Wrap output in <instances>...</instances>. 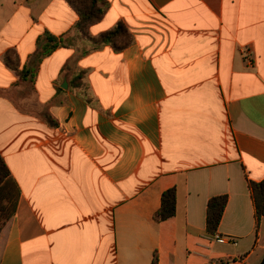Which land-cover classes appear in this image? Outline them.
<instances>
[{
  "label": "crops",
  "instance_id": "1",
  "mask_svg": "<svg viewBox=\"0 0 264 264\" xmlns=\"http://www.w3.org/2000/svg\"><path fill=\"white\" fill-rule=\"evenodd\" d=\"M106 2L85 37L66 0H0V155L18 191L0 198L6 212L18 196L0 264H248L264 250L249 188L264 181V0ZM120 23L131 47L95 44ZM171 188L176 216L158 223Z\"/></svg>",
  "mask_w": 264,
  "mask_h": 264
},
{
  "label": "trees",
  "instance_id": "2",
  "mask_svg": "<svg viewBox=\"0 0 264 264\" xmlns=\"http://www.w3.org/2000/svg\"><path fill=\"white\" fill-rule=\"evenodd\" d=\"M66 2L79 15L77 28L85 37H88L89 29L102 21L108 9L106 0H66ZM96 45H111L116 52H122L131 47L134 43V37L124 24L120 23L115 29L103 33L99 38L93 39ZM42 46V56H50L59 46L57 40L50 35L45 36L40 40ZM5 63L21 81L33 80L35 71L20 70L19 59L15 51H9L5 56ZM82 80V76L78 78ZM13 180L11 172L6 165L4 159L0 155V198L7 196L13 197L18 194V191L13 190ZM249 188L252 192L254 205L256 209V221L259 226L264 218V181L249 182ZM17 196V195H16ZM16 201L11 202L10 210L16 206ZM228 203L227 196L212 198L208 203L207 208V230L212 236H216L221 224L226 206ZM177 211V190L171 188L165 191L162 195V204L158 212L154 216V220L158 223L166 222L176 216ZM152 264H159L157 253L154 255ZM248 264H264V250L256 251L248 261Z\"/></svg>",
  "mask_w": 264,
  "mask_h": 264
},
{
  "label": "rangeland",
  "instance_id": "3",
  "mask_svg": "<svg viewBox=\"0 0 264 264\" xmlns=\"http://www.w3.org/2000/svg\"><path fill=\"white\" fill-rule=\"evenodd\" d=\"M2 212H3V214H4V213L6 214L5 216H7V214L10 213V209L7 208V209H6V212H5V211H3V208L0 207V214H1ZM2 219H4V216H0V221H1Z\"/></svg>",
  "mask_w": 264,
  "mask_h": 264
},
{
  "label": "built area",
  "instance_id": "4",
  "mask_svg": "<svg viewBox=\"0 0 264 264\" xmlns=\"http://www.w3.org/2000/svg\"><path fill=\"white\" fill-rule=\"evenodd\" d=\"M218 241H219V242H221V243H223V242H224V240H223V239H221V238H218Z\"/></svg>",
  "mask_w": 264,
  "mask_h": 264
}]
</instances>
